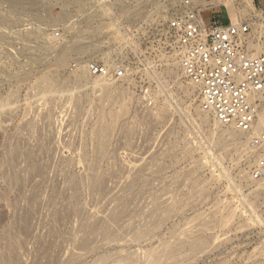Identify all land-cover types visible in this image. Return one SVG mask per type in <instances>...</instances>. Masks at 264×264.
<instances>
[{
	"label": "rangeland",
	"instance_id": "rangeland-1",
	"mask_svg": "<svg viewBox=\"0 0 264 264\" xmlns=\"http://www.w3.org/2000/svg\"><path fill=\"white\" fill-rule=\"evenodd\" d=\"M15 1L0 0V264H264L260 150L202 122L175 27L198 11L254 32L261 0H232L247 17L229 0ZM63 49L77 54L60 64ZM106 75L119 102L95 83ZM104 110L120 118L106 157ZM86 178L104 182L92 193Z\"/></svg>",
	"mask_w": 264,
	"mask_h": 264
},
{
	"label": "built area",
	"instance_id": "built-area-1",
	"mask_svg": "<svg viewBox=\"0 0 264 264\" xmlns=\"http://www.w3.org/2000/svg\"><path fill=\"white\" fill-rule=\"evenodd\" d=\"M259 12L264 25V5ZM218 19L206 24L195 11L176 20L179 60L199 89L202 107L223 125L252 133L264 115V35L252 32L251 22L225 24ZM251 143L260 150L251 176L264 180V126Z\"/></svg>",
	"mask_w": 264,
	"mask_h": 264
},
{
	"label": "bare ground",
	"instance_id": "bare-ground-1",
	"mask_svg": "<svg viewBox=\"0 0 264 264\" xmlns=\"http://www.w3.org/2000/svg\"><path fill=\"white\" fill-rule=\"evenodd\" d=\"M8 1V0H7ZM12 1V0H11ZM15 1V0H14ZM34 1V0H33ZM75 1H77V0H75ZM10 2V1H9ZM16 2V1H15ZM27 2V1H26ZM30 2V1H29ZM32 2V1H31ZM30 2V3H31ZM246 2L248 3V5L249 6H251L252 8H253V0H246ZM36 3V5H37V2H35ZM32 5V4H31ZM226 7H227V9L231 12V13H234L236 16H238V14L240 13V14H242L244 17H247L248 15V13H247V11L246 10H241V11H238V9L237 8H235V6H234V2L232 1V0H229L228 2H225V4H224ZM38 7V5L36 6V8ZM190 10V9H189ZM45 14V13H44ZM43 14V15H44ZM42 15V14H41ZM42 15V16H43ZM68 14H66V16H64V15H62V16H64L63 17V20L66 22H71V20H72V15L71 16H67ZM241 15V16H242ZM61 16V17H62ZM40 18V17H39ZM43 18V17H42ZM41 21L40 22H42V19H40ZM239 21V20H238ZM239 23H240V21H239ZM42 24H44L43 22H42ZM255 31H257L259 34H262V35H264V25H262V24H255ZM86 45H84L83 43H82V41L81 40H79V41H76V46H75V49H73L74 51H78L79 53H82L83 54V52H85L86 51ZM257 49H259V50H261V47L260 46H257ZM67 49H63V51H60V53H59V55H58V59H59V61L57 62V63H59L60 62V64H62V63H64V61L65 60H67L66 58H69L68 56H70L69 54H71V53H69L70 51H72V50H68V51H66ZM73 52V51H72ZM79 53H78V55H79ZM75 55L77 54V53H74ZM74 54H71V55H74ZM56 56V55H55ZM57 57V56H56ZM45 61V60H44ZM46 62H47V60H46ZM44 63V62H43ZM177 65V67L180 69V70H182L183 71V69H182V66H181V63H180V61H178V63L176 64ZM86 68V69H85ZM83 69H85L84 71L82 70V72L84 73L83 74V76L85 77V71H89V70H87L88 69V66H85V67H83ZM89 74V73H88ZM81 75H82V73H81ZM86 75H87V72H86ZM80 76V75H79ZM83 76H81V77H83ZM108 75H106L105 76V78H100V77H97V80H96V84L98 85V86H100L101 88H102V90L104 91V98H105V100H107V101H109V103H111L112 101H117V102H119L120 101V99H119V97H120V95H119V92H118V89L116 88L115 89V87H114V83L111 81V79H109L108 77H107ZM87 78V77H86ZM81 81H82V79H81ZM84 81H85V79H84ZM83 81V82H84ZM192 85H193V87L192 88H198L196 85H194L193 83H192ZM200 94V93H199ZM111 101V102H110ZM121 106H123V107H125V105H124V103H122L121 102V104H120ZM204 113H203V117L201 116V119L203 118V120H202V122H210V116L212 115V116H214V121H215V126H224V127H226L227 128V130H225V131H223L222 132V130H221V135L222 136H230L231 138H232V140H233V143L234 144H236V146L238 145V147H239V145L242 147V146H245L246 144V146L245 147H250V148H248V150L250 151H252V153H250V156H251V154H253L254 152H256L255 150V148L254 147H252L251 146V135H254V133H257L258 132V130L261 128V127H263L264 126V115H262L261 116V119H260V121H259V124L257 125V129L254 131V132H252V133H247V132H244V131H241V130H238V129H236V128H234V127H232V126H225V125H223L217 118H216V116L212 113V112H210V111H207V110H202ZM202 114V113H201ZM118 119H120L119 118V114L117 113V112H114V111H111V110H109V111H106V110H104L103 111V113H102V116H101V127H100V129H99V131H98V137L100 138L99 140H98V143H99V146L97 145V149L99 148L100 149V152H102L103 153V151H105L106 150V148L108 147L107 145H108V142H112V137L111 136H109V135H112V134H110L111 132H112V130H113V132H114V129H115V127L116 126H114L115 125V123H116V121L118 120ZM119 121V120H118ZM118 123H116V125H117ZM114 128V129H113ZM224 130V129H223ZM112 132V133H113ZM127 133H128V131H127ZM223 133V134H222ZM127 136H129L128 134H127ZM246 137L247 139H246V142H244V141H242V137ZM108 137H109V140H111V141H108ZM111 137V138H110ZM114 137V136H113ZM230 138V139H231ZM225 139V138H224ZM222 140H223V138H221V143H222ZM220 142V141H219ZM111 144V143H110ZM218 144V143H217ZM110 146H112V145H110ZM111 148V147H110ZM109 149V147L107 148V150ZM247 150V149H246ZM98 152H99V150H97ZM250 151V152H251ZM17 152V151H16ZM99 152V153H100ZM109 150H108V152L106 151V153H104V155H105V157L106 156H110V155H112V152L110 153V155H109ZM114 152H115V150H114ZM97 152H95V154H96ZM249 153V152H248ZM108 154V155H107ZM101 154H99V156H100ZM254 155V154H253ZM103 157L104 156H102L101 158L103 159ZM253 157V156H252ZM100 158V159H101ZM249 158V157H248ZM97 159H99V158H97ZM34 168V167H33ZM35 169V168H34ZM38 169V167H36V169L35 170H37ZM39 170V169H38ZM34 173H35V171H34ZM95 175V174H94ZM92 176V175H91ZM95 176H97L98 177V174H96ZM94 177V176H93ZM102 176L101 175H99V178H101ZM15 178L17 179V177L15 176ZM92 178V177H91ZM99 178H94V179H90V180H88L87 178V180L86 181H88L86 184L83 182V184H85L86 186H85V189H86V187L88 188V190H91L90 192H92V190L94 191V189H96V188H99V186L100 187H102L101 186V184H102V182H104L103 181V179L104 178H102V180H100ZM247 178V177H246ZM13 179V178H12ZM14 180V179H13ZM12 180V181H13ZM18 181V180H17ZM16 181V182H17ZM257 182H264V180H259V181H257ZM75 184V183H74ZM73 184V185H74ZM76 185V184H75ZM74 185V186H75ZM77 185H79V183L77 184ZM73 186V187H74ZM84 187V186H83ZM76 188H77V186H76ZM78 189V188H77ZM79 189H80V191H82L83 189H81V187H79ZM100 189H102V188H100ZM76 191V190H75ZM83 192V191H82ZM81 192V193H82ZM96 192V191H95ZM76 193H78L77 191H76ZM80 192H79V194L78 195H80L81 194ZM92 193H94V192H92ZM77 195V196H78ZM76 196H74V198H75ZM81 197V196H80ZM74 198L72 197V199H73V201L72 202H74ZM79 200V198L77 197L76 199H75V201L76 200ZM71 202V201H70ZM79 202V201H78ZM75 203V202H74ZM73 203V204H74ZM77 203V202H76ZM70 204H72V203H69V205ZM72 204V205H73ZM71 206V205H70ZM73 206H76L75 204L73 205ZM78 206H76V208H77ZM71 208V207H70ZM75 208V207H74ZM72 210H75V212L77 211V209H73L72 208ZM78 213H79V210H78ZM119 214H121V212H119ZM122 215V214H121ZM116 216L118 217V215H117V213H116ZM59 217V216H58ZM113 217V216H112ZM61 218H63V215H62V217ZM118 218H120V215H119V217ZM112 219V218H111ZM110 219V220H111ZM121 219V218H120ZM115 220V215H114V219H113V221ZM119 220V219H118ZM113 221H109L110 223H112ZM118 222V221H117ZM110 223H108V225L110 224ZM113 224H115V221H114V223ZM117 224V223H116ZM115 224V225H116ZM111 226H112V224H111ZM93 228V227H92ZM142 234H144V233H142ZM85 236H88V235H85ZM89 237V236H88ZM87 237V238H88ZM86 237H84L81 241H82V244L84 245V243H86V242H88V239H86L85 241H84V239H85ZM90 239V238H89ZM205 243H206V245H207V242L205 241V242H199V241H197V242H195L194 241V244L193 243H191V244H193V249H194V251L195 250H200V248H204L205 246ZM79 245V244H78ZM82 245V247H83V249L84 250H87L88 248V246L86 247V248H84L85 246H83ZM80 246V245H79ZM81 248V247H80ZM80 248H78V251H79V249ZM193 251V250H192ZM47 253V252H46ZM76 253H81L80 251L79 252H76ZM75 256H77V255H75ZM75 259V258H74ZM74 259H72V260H74ZM120 261V260H119ZM118 261V263H120ZM17 262V261H16ZM15 262V263H16ZM70 263V262H69ZM117 263V262H116ZM115 263V264H116ZM117 263V264H118ZM5 264H14L13 263V259L11 260H6L5 261ZM20 264V263H19ZM73 264V263H72ZM74 264H75V262H74Z\"/></svg>",
	"mask_w": 264,
	"mask_h": 264
},
{
	"label": "crops",
	"instance_id": "crops-1",
	"mask_svg": "<svg viewBox=\"0 0 264 264\" xmlns=\"http://www.w3.org/2000/svg\"><path fill=\"white\" fill-rule=\"evenodd\" d=\"M260 2L264 4V0H261Z\"/></svg>",
	"mask_w": 264,
	"mask_h": 264
}]
</instances>
